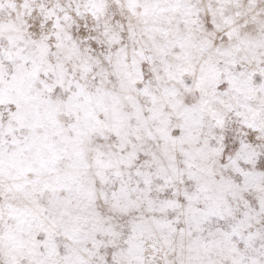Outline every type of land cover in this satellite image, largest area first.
Listing matches in <instances>:
<instances>
[{"label":"snow or ice","instance_id":"obj_1","mask_svg":"<svg viewBox=\"0 0 264 264\" xmlns=\"http://www.w3.org/2000/svg\"><path fill=\"white\" fill-rule=\"evenodd\" d=\"M0 264H264V0H0Z\"/></svg>","mask_w":264,"mask_h":264}]
</instances>
